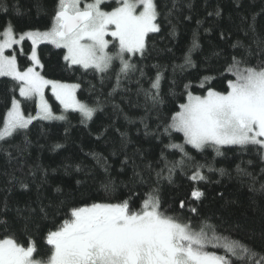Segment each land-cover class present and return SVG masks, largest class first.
I'll return each instance as SVG.
<instances>
[{
    "label": "snow or ice",
    "instance_id": "obj_1",
    "mask_svg": "<svg viewBox=\"0 0 264 264\" xmlns=\"http://www.w3.org/2000/svg\"><path fill=\"white\" fill-rule=\"evenodd\" d=\"M192 9L189 0H170L163 8L159 0H56L51 25L47 30H29L18 36L13 25L8 24L0 35V78H9L10 99L5 113L0 118V152H3L11 166L15 159L19 163L31 146L29 133L34 122H63L65 137L70 131L69 113L79 114V123L88 128L96 123L102 114L108 123H101L95 139L100 141L111 130L119 136V148L114 144L109 156L96 151L86 153L95 161V167L101 169L106 179L101 181L104 197L100 201L80 203L77 192L82 180H76V188L69 192L56 186L54 197L42 196L41 190L49 183L48 169L37 165L29 168L28 175L41 174L36 185V200L21 207L13 205L5 195L0 200V264H258V253L249 245L233 240L219 233L216 226L201 220L193 225L189 219H183L170 206L165 207L160 196V181L166 179L170 184L177 170L186 174L195 183L209 182L208 173L230 175L226 168L215 166L218 157H226L233 151L241 156L254 155L264 165V36L257 30V16L241 17L240 30L248 37V42L237 39L231 47L236 50L219 76L228 75L224 91L212 86L217 75L201 76L195 83L187 80L182 90L177 91L180 78L199 65L193 59V53L201 49L198 30L194 31L190 46L184 52L182 62L171 65L152 64L154 75L145 70V61L151 55L156 34H161L167 23L168 35L175 39L177 25L173 20L182 14V9ZM240 8L241 3L237 2ZM0 9L8 11L4 0H0ZM208 17L222 18V10L217 7L208 12ZM191 20V15H184ZM198 28L202 21L197 20ZM211 33L212 28H205ZM110 38V39H109ZM220 38L226 39L224 31ZM25 40L31 42L30 53L23 48L17 50ZM41 44L60 49L63 61L61 71L80 72L81 75H94L100 84L89 82L87 91L95 98L79 99L77 93L82 84L77 78L75 83L50 78L45 74L46 66L37 49ZM166 51L172 52V48ZM238 52V54H237ZM18 55L26 56L27 63L21 66ZM219 57L220 53H214ZM207 61V57L205 58ZM253 60L255 62L253 63ZM170 70V77L165 74ZM148 86L144 87V81ZM168 82V91L163 85ZM110 84L105 93V84ZM143 96V114L133 116L124 110L122 103L133 91ZM193 88L202 89L195 94ZM50 93V97L47 95ZM165 95L176 100L175 110L165 116L162 109ZM120 97V102L116 98ZM183 97V101L179 100ZM50 100L58 102L60 111H54ZM35 106L34 114L25 112L24 104ZM111 109L109 112L108 109ZM123 120L127 125H136L137 134L141 133L153 147L159 146V158L152 162L136 163L127 155V146L131 143L127 128L121 130L117 122ZM44 134L43 132L41 133ZM91 134V133H90ZM177 136L182 137L177 142ZM22 137L20 145L11 142ZM15 148L16 155L9 151ZM64 145L52 146L56 151ZM200 155L213 154L211 160L200 163L192 151ZM179 154V159L170 156ZM123 155L120 172L132 165V176L127 182L112 177L109 157ZM136 156L144 160L145 150L138 148ZM243 164L244 161H241ZM254 163L248 159L245 167L236 165V171L243 176H255L248 170ZM158 166V170H157ZM71 165H65V174H69ZM75 172L91 173L81 164L75 165ZM16 171H5L6 185L2 189L7 194L17 186L23 192L31 190L32 185L18 177ZM57 169H52L55 174ZM264 174V167L260 169ZM155 173L156 180L149 183V176ZM147 185L141 192L135 185ZM127 189L128 195H119L120 186ZM131 185V186H130ZM260 190L264 191V183ZM84 193H80L83 197ZM205 193L198 187L193 188L191 197L200 201ZM179 208H185L180 200ZM191 213L197 208L189 206ZM40 238L43 243L38 242ZM221 250L222 254L215 250ZM259 264H264L260 260Z\"/></svg>",
    "mask_w": 264,
    "mask_h": 264
},
{
    "label": "trees",
    "instance_id": "obj_2",
    "mask_svg": "<svg viewBox=\"0 0 264 264\" xmlns=\"http://www.w3.org/2000/svg\"><path fill=\"white\" fill-rule=\"evenodd\" d=\"M161 7L163 8L165 3H169L170 0H159ZM193 5L189 10L187 7L182 9V14L178 18L173 20V23L177 25V37L173 39L168 35L170 28L165 23L162 33L156 34V38L153 43L155 45L151 55L145 61L148 67L145 69L148 74L154 75L155 70L151 68L152 64L171 65L173 63L182 62L184 52L191 44L194 31L198 30L199 43L201 49L193 53V59L196 60L199 67L192 69L185 73L180 78L177 91L182 90V85L187 80H192L194 83L203 75H217V79L213 81L212 86L217 90L224 91L226 88V80L232 78L228 75L219 76L218 74L224 69L225 65L230 61L234 50L231 45L237 39L248 42V37H245L241 28L246 25L241 24V17L260 14L257 16V30L264 36V0H189ZM240 2L241 7L237 8L236 3ZM7 5L8 11L5 12L0 9V32L6 25L11 24L15 28V32L20 34L29 30H47L51 25V19L55 10L56 0H4ZM219 7L222 10V18L208 17V12H214ZM184 15H191V20H184ZM197 20L202 21V25L198 28ZM205 28H212L211 33L204 31ZM224 31L226 39L220 38V32ZM167 48H172V52L166 51ZM31 50L30 43H25V53H29ZM62 50L55 49L51 45H41L38 48V54L40 55L42 62L46 66L45 74L50 78L60 79L67 83L79 82L82 84V89L77 93L79 99L88 100L91 102L96 94L90 95L87 89L89 88V82L97 85V89L100 88L98 79L92 75H81L80 72L72 73L61 71L63 61L60 53ZM220 53L217 57L214 53ZM238 54V52H237ZM208 58L207 61L205 58ZM19 64L21 66L30 63L27 61L26 56L18 55ZM255 60H253V63ZM170 77L171 72L165 74ZM144 87L148 86V81L145 80ZM12 85V81L9 78L0 79V118L5 113L6 106L10 99L11 93L9 89ZM133 91L128 94L133 104L139 103L141 107H131L127 100L122 103V107L130 115L137 116L143 114V96L137 97L135 95L136 85L130 86ZM110 88V84L106 83L104 86V92L106 93ZM164 92L168 91V82L163 85ZM202 89L193 88L195 94H202ZM50 97V94L48 95ZM117 102H120V97L116 98ZM182 102L183 97H179ZM53 108L57 113L60 111L58 102L50 100ZM165 104L163 106V113L165 116L170 115L171 111L175 110L176 100L172 97L165 95ZM24 109L26 112H35V106L32 103H25ZM110 112L111 109L109 108ZM71 119L70 131L65 137V128L69 127L63 122H43L41 128V122H34L29 133L31 140V146L27 152L20 157L19 163L17 160H13L11 166L8 165L6 157L3 152H0V200L8 195L10 203L13 205L19 204L21 207L25 203L36 200L37 192L36 185L39 184L41 174L38 172L35 177V183H33V177L28 175L29 168H35L37 165L48 169L49 183L41 190V195L44 197H54V188L60 186L67 191H73L76 186V180H82L85 183L82 184L77 192V200L80 203H91L93 201H100L104 197V191L101 187V181L106 179L104 172L95 167V161L85 154L90 151H96L103 153L105 156H109L112 151V147L115 144L119 148V136L114 131H109L104 139L97 141L95 135L100 129L101 123L107 124L108 120L102 114H98L99 118L96 123L90 124L88 128L82 126L79 123V114L69 113ZM117 126L124 130L128 129L131 143L127 146V155L135 159L136 163L143 167L144 163L152 162L154 165L159 158V146L153 147L150 145L141 133L137 134L136 125H127L121 119L117 122ZM44 133L43 135L41 133ZM91 133V134H90ZM182 137L177 136V142H180ZM22 137H17L11 143L13 145H20ZM63 144L64 147L56 151L52 150L54 144ZM5 147H9L5 145ZM143 148L145 150L144 160L136 156V150ZM9 151H12L16 155L15 148L9 147ZM192 151L200 163H204L205 159L211 160L213 154L211 152L205 155H200ZM170 159H179L177 153L174 157L170 156ZM124 159L123 155L115 157H109L111 164V174L114 179L127 182L132 176V165L126 168L121 173V160ZM248 159H252L254 163L248 166V170L255 176V182L252 177L243 176L237 173L236 165L241 164L242 167L247 166ZM241 161H244L242 164ZM71 165L69 174H65L64 166ZM81 164L87 169H91V173L87 172H75L73 169L75 165ZM215 166L217 168L223 167L228 170L230 175L221 176L219 173H208L209 182L195 183L187 178L191 170H187L186 174H182L177 170L174 176L173 183H169L166 179L160 181V196L165 207H171L177 214L183 219H189L193 225H197L201 220L214 224L219 233L226 237H230L233 240L241 241L251 246L258 256L255 258L259 264L260 260H264V191L260 190V186L264 183V174L261 173V165L258 158L254 155H239L233 151L227 152L226 157H218L216 159ZM22 171H16L18 177L26 179L31 185V190L23 192L17 186L12 190L11 194H7L2 189L6 185L7 177L4 175L5 171L11 172L17 169ZM52 169H57L55 174L52 173ZM158 170V166H157ZM145 179L148 182L154 183L156 180L155 173L150 176L145 173ZM131 186V185H130ZM135 187L141 192L147 187V185H135ZM198 187L205 195L200 201H195L191 197L193 188ZM80 193H84L83 197ZM119 195L122 198H126L128 191L123 185L120 186ZM185 201V208H179V201ZM189 206L197 208V213H191ZM38 242L43 247L42 240L38 237ZM222 254L221 250H215ZM248 264H252L249 260Z\"/></svg>",
    "mask_w": 264,
    "mask_h": 264
},
{
    "label": "rangeland",
    "instance_id": "obj_3",
    "mask_svg": "<svg viewBox=\"0 0 264 264\" xmlns=\"http://www.w3.org/2000/svg\"><path fill=\"white\" fill-rule=\"evenodd\" d=\"M17 34V33H16ZM0 35H2V32H0ZM19 34H17V36H18ZM110 39V38H109ZM25 43H30V45H31V42L30 41H27V40H25L24 42H22V45H19V46H17V50H19V48L20 47H22L23 48V50L25 51ZM41 45H44V44H41ZM40 45V46H41ZM37 51H38V49H37ZM30 53V52H29ZM18 63H19V60H18ZM1 79V78H0ZM50 93H47V95H49ZM50 103H51V101H50ZM55 111V110H54ZM25 112H26V110H25ZM27 113V112H26Z\"/></svg>",
    "mask_w": 264,
    "mask_h": 264
}]
</instances>
